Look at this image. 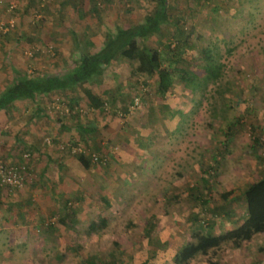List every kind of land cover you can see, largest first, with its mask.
<instances>
[{"label": "rangeland", "instance_id": "374dc122", "mask_svg": "<svg viewBox=\"0 0 264 264\" xmlns=\"http://www.w3.org/2000/svg\"><path fill=\"white\" fill-rule=\"evenodd\" d=\"M60 1H35L38 9L30 18L43 24V9ZM77 2L83 11L93 9L85 17L98 19L106 36L142 21L156 6V0ZM169 2L173 24L139 45L165 55L162 65L173 69L172 87L159 94L155 74L139 72L136 61L117 56L112 79L86 86L103 97L101 110L90 108L83 88L71 93L75 101L57 94L70 120L94 128L91 138L63 140L58 149L75 156L68 146L79 144L106 153L109 164L77 170L75 190L61 198L55 193L56 209L47 208L41 220L33 218L37 199L7 212L0 226V264H177L176 253L194 240V232L217 234L245 215L242 193L264 177V0ZM16 5L7 19L16 21L18 0ZM185 39L192 47L175 63L169 49ZM58 44L50 39L27 49H38L29 75L50 70L53 61H60L54 69L59 73L78 57L75 40L62 43L66 59ZM35 58L43 62L37 65ZM43 103L52 118L65 117ZM51 137L47 144L53 146ZM7 191L26 198L22 191ZM69 210L73 223L57 222ZM92 222L97 224L91 229ZM188 264H264V233L237 248L224 243Z\"/></svg>", "mask_w": 264, "mask_h": 264}, {"label": "crops", "instance_id": "0c3cea01", "mask_svg": "<svg viewBox=\"0 0 264 264\" xmlns=\"http://www.w3.org/2000/svg\"><path fill=\"white\" fill-rule=\"evenodd\" d=\"M9 1L0 0V20H5L10 16ZM35 1L37 0H18V9L15 11L16 26L5 35L0 43V92L15 80L16 73H28L33 60L24 55V50L27 51L32 44L40 47V43L52 39L59 43L57 45L58 54L66 59L64 54L66 48L62 43L66 41L72 43L73 40L76 43L78 39L81 43H85V46L90 45L91 49L88 50L83 46L84 51H90L102 47L107 37V33L100 28L98 19L94 18L91 21V18L85 17L86 11L93 12V9L86 8L83 11L77 0H61L55 7L47 5L48 7H45L42 12V14L44 13L43 17L47 19L43 24L42 20L34 23L30 18V11H37L38 6ZM170 21L167 24H173L172 19ZM95 25L97 28L94 31L91 30V27ZM94 40L99 41V44H96ZM42 50L40 53L43 52ZM74 50H76V44ZM36 55L35 57H37ZM35 60H37V65L43 62L42 58H35ZM45 66L47 65L43 64L41 67L46 68ZM59 66L60 61H53L49 64L50 70L47 67V71H42L43 73H57L54 69ZM54 95L56 94L38 96L36 100H18L8 110H0V162L22 163L24 161L23 154L27 149L30 150V157L34 160L25 187L21 190H14L22 191L26 198L14 196L7 191L6 187L0 185V226H3V218L7 217V212L21 210L23 205H32L31 200L36 199L40 204L37 216H33V218L41 220L43 217L41 214L47 208L56 209L57 207L56 203L59 200L57 196L53 195L58 193L61 198L64 192L75 190L72 186L75 187L77 181L76 171L79 169L87 171L90 168H84L79 163L77 155L74 156L58 149L63 140H69V143H72L83 135L80 134L82 129L80 130L79 125L81 123H74V120H70L69 116H57L55 119L48 114L43 101L46 102ZM89 127L91 126L89 125ZM49 135L56 140L54 141L55 146H51L45 141L46 138H50ZM85 135V138L92 137V134ZM44 193H48V195L45 194L46 196L41 198V194ZM54 202L56 203L54 204ZM22 214L27 218L30 216L24 211ZM3 228L0 227V230Z\"/></svg>", "mask_w": 264, "mask_h": 264}, {"label": "trees", "instance_id": "16d2710c", "mask_svg": "<svg viewBox=\"0 0 264 264\" xmlns=\"http://www.w3.org/2000/svg\"><path fill=\"white\" fill-rule=\"evenodd\" d=\"M169 1L156 0L154 9L141 22L131 23L128 26H118L113 35L106 37L100 48L84 51L80 40L77 39L78 57L59 73H37L34 75L16 73L15 80L6 85L0 92V110H8L18 100H36L38 96H46L52 93L56 94L54 96L63 93L69 101H75L71 93L76 88H83L90 108L101 110L104 105L103 97L90 88H86V86L93 79L98 82L103 78L112 79L114 76L110 67L117 56L136 61V68L139 72L155 74L157 76V92L164 95L173 85V69L169 65H162V58H165L164 54L161 55L146 45L140 46L139 40L159 34L162 26L171 22ZM184 41L175 45L173 49H169V45L167 46L169 50H172V58L175 63H179L180 58L192 47L188 40L185 39ZM208 73L211 76H216L213 71L209 70ZM53 97L46 101L48 107ZM69 114L70 111L64 113L65 116ZM79 126L80 130L82 129L80 134L83 136L94 132L93 127L82 124ZM26 151L29 152L30 150L27 149ZM77 159L86 169L91 164H95L91 162L88 155L78 154ZM108 164L109 161L106 165ZM222 196L224 199L227 198L226 193ZM237 198L239 197H232L233 200ZM242 199L245 203V215L236 218L234 227L217 234L194 232V240L179 249L174 261L177 264H188L196 255L206 254L209 250L218 248L224 243H231L237 248L243 242H250L255 235L264 233V177L250 183L242 193ZM74 218V212L69 210L57 222L69 226L73 223ZM232 220L235 221L234 218ZM96 224V222H92L90 228H95ZM139 264H148V262L142 261Z\"/></svg>", "mask_w": 264, "mask_h": 264}, {"label": "built area", "instance_id": "2783aa9c", "mask_svg": "<svg viewBox=\"0 0 264 264\" xmlns=\"http://www.w3.org/2000/svg\"><path fill=\"white\" fill-rule=\"evenodd\" d=\"M17 0H10L8 10L12 11L16 8ZM16 26V21L13 16H11L6 21H0V43L3 37L13 30ZM38 49H34L33 51L27 50L25 54L28 57H33ZM137 104V101L135 102ZM49 108H54L55 110H59L60 112L67 113L69 112L68 106L65 104L62 98L58 96H54L49 104ZM122 115V114H121ZM47 143H50L49 139H46ZM63 149V146L60 147ZM68 149L71 153L76 154H84L88 155L91 162L99 165H106L109 161V157L104 152H95L82 145H70ZM24 161L18 164H8L4 162H0V185L7 187L11 190H20L23 189L26 185V180L28 174H30V167L34 164V160L30 157V152L26 151L23 154Z\"/></svg>", "mask_w": 264, "mask_h": 264}]
</instances>
